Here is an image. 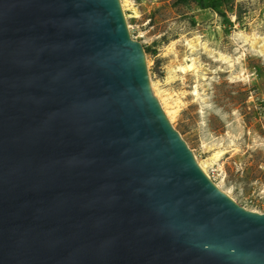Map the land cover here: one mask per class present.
<instances>
[{
  "label": "water",
  "instance_id": "95a60500",
  "mask_svg": "<svg viewBox=\"0 0 264 264\" xmlns=\"http://www.w3.org/2000/svg\"><path fill=\"white\" fill-rule=\"evenodd\" d=\"M0 264H264V213L173 127L121 0H0Z\"/></svg>",
  "mask_w": 264,
  "mask_h": 264
},
{
  "label": "rangeland",
  "instance_id": "374dc122",
  "mask_svg": "<svg viewBox=\"0 0 264 264\" xmlns=\"http://www.w3.org/2000/svg\"><path fill=\"white\" fill-rule=\"evenodd\" d=\"M128 2L151 79L178 99L173 127L224 192L264 213V0L218 10L192 0ZM186 62L195 69L181 70Z\"/></svg>",
  "mask_w": 264,
  "mask_h": 264
},
{
  "label": "bare ground",
  "instance_id": "6f19581e",
  "mask_svg": "<svg viewBox=\"0 0 264 264\" xmlns=\"http://www.w3.org/2000/svg\"><path fill=\"white\" fill-rule=\"evenodd\" d=\"M121 3H122L123 10L125 12L126 6L128 5L129 2H128V0H121ZM125 16L127 19L126 13H125ZM127 23H128V19H127ZM128 26L131 28L129 23H128ZM205 49H207V46H205ZM179 68L183 71H191V70L195 69V63L192 62L190 64V63L186 62L185 64H181L179 66ZM151 85H152V88L154 90L155 95L159 98V101H160L162 107L164 108L165 112L167 113V116L169 117V119L171 121L176 119V117L180 111V106H178L177 102H176L178 99H176V98L174 99L172 94L170 92H168L167 90L160 89L157 85H155V83L153 82L152 79H151ZM195 91H197V90L195 89ZM220 156H221L220 152L216 153L214 155V157L212 158L211 163L216 162L220 158ZM195 157H196L199 165L201 166V168L210 176V173H209L210 164L207 161H204V162L200 161L196 154H195ZM214 182H216V181H214ZM216 184L219 188L223 189L220 183L216 182ZM225 192L228 195H230L231 197H233L229 191H225Z\"/></svg>",
  "mask_w": 264,
  "mask_h": 264
},
{
  "label": "trees",
  "instance_id": "16d2710c",
  "mask_svg": "<svg viewBox=\"0 0 264 264\" xmlns=\"http://www.w3.org/2000/svg\"><path fill=\"white\" fill-rule=\"evenodd\" d=\"M180 1L186 2L188 0H180ZM192 1H196L198 4L201 5H206L205 7H211L214 10H218L222 6H228L230 2L233 0H192ZM221 13L225 17V19H227V21H230L225 13L223 12Z\"/></svg>",
  "mask_w": 264,
  "mask_h": 264
}]
</instances>
